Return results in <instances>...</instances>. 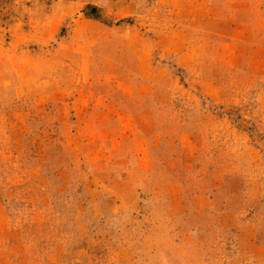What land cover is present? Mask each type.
Segmentation results:
<instances>
[{
  "label": "rangeland",
  "instance_id": "1",
  "mask_svg": "<svg viewBox=\"0 0 264 264\" xmlns=\"http://www.w3.org/2000/svg\"><path fill=\"white\" fill-rule=\"evenodd\" d=\"M0 264H264V0H0Z\"/></svg>",
  "mask_w": 264,
  "mask_h": 264
},
{
  "label": "trees",
  "instance_id": "2",
  "mask_svg": "<svg viewBox=\"0 0 264 264\" xmlns=\"http://www.w3.org/2000/svg\"><path fill=\"white\" fill-rule=\"evenodd\" d=\"M95 9V7H91V10H94Z\"/></svg>",
  "mask_w": 264,
  "mask_h": 264
}]
</instances>
